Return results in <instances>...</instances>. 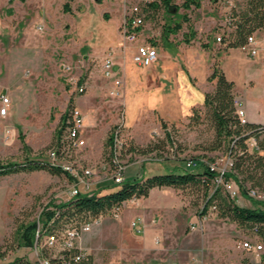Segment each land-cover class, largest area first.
Masks as SVG:
<instances>
[{
    "label": "rangeland",
    "instance_id": "rangeland-1",
    "mask_svg": "<svg viewBox=\"0 0 264 264\" xmlns=\"http://www.w3.org/2000/svg\"><path fill=\"white\" fill-rule=\"evenodd\" d=\"M5 2L0 0V96L10 94L11 97L12 94V98L7 112L0 114V162L25 164L32 160H47L59 167L69 162L74 172L83 178L81 182L72 174L69 177L64 172L53 174L43 169L0 175V248L4 253L0 264L15 257L38 264L39 254L54 256L56 252L38 248L36 237L33 246H19L18 241L22 242L18 234L20 226L43 218L48 202L69 199L74 187L80 192L91 193L96 191L95 179H112L111 170L103 168V164L107 163L112 145L108 138L122 122L123 97L121 90L109 87L102 62L92 61L88 51L78 42L79 37L84 38L86 46L92 45L93 53L100 54L107 44V37L93 45L91 41L95 34L86 27L76 33L73 31L72 36L78 37L75 40L62 31L45 34L33 3L30 8L23 3L8 11ZM151 12H155L153 17ZM140 15L143 23L148 20L153 27H163L167 22L160 3L153 8L142 4ZM91 20L92 28L98 29L101 21L94 17ZM68 27L66 24L65 31ZM70 76L79 78L77 86L83 84V92L76 91L77 86L70 82ZM70 106H77L82 114L81 143L69 157L58 155L51 160L50 150L58 147L64 135L62 115ZM154 115L153 118L146 115L141 120L145 127L134 132L137 138L126 127H120L118 138L126 142L121 158L124 165L130 157L145 158L156 164L171 159L183 165L187 158L193 157L209 161L228 159V141L217 145L207 108L191 109L189 114L175 121ZM165 131L169 133L168 138ZM23 142L29 150L23 147ZM130 144L138 149L147 145L156 148L147 153H129ZM261 151L264 154V148ZM84 169H89L90 174H82ZM250 187L264 197V190L245 182V188ZM257 201L240 191L235 197V203L240 207L261 208ZM148 203L168 207L163 217L164 236L147 242L136 235L130 219L139 208L136 203L129 202L124 206L126 212H121L123 207L118 216H114L112 210L107 211L98 217L97 224L80 235L77 245L89 254L92 264H187L194 257L199 258L198 255L209 264H246L248 254L238 250L235 243L243 237L255 236L249 227L219 216L213 206L201 212L204 204L201 188L193 185L165 187L153 193ZM93 219L88 217L87 220ZM42 241L41 237L39 243Z\"/></svg>",
    "mask_w": 264,
    "mask_h": 264
},
{
    "label": "crops",
    "instance_id": "crops-1",
    "mask_svg": "<svg viewBox=\"0 0 264 264\" xmlns=\"http://www.w3.org/2000/svg\"><path fill=\"white\" fill-rule=\"evenodd\" d=\"M144 1H148L147 6L152 8L160 3L159 0H6L5 4L6 10L10 11L18 4L25 3L30 8L33 3L36 18L40 19L45 34L62 31L69 34V39L75 40L78 37L72 36L73 31L76 33L81 27H86L91 34H95L91 41L93 45L107 37V44L100 54H94L93 46L87 47L84 38L79 37L78 42L88 51L92 61L102 62L106 55L112 56L114 78L119 80V85L112 78H107L108 84L113 90L122 91L121 123L135 138L134 132L145 127L141 120L146 115L153 118L152 115L156 113L155 118L158 115L164 120L175 121L189 114L193 107H201L205 92L214 88V81H208L207 78L215 63L226 78L233 81L234 98L243 108L246 121L264 125V27L251 32L258 41L254 55L239 46L227 45V40L216 41V36L221 34L224 38L235 37V26L226 23V15L244 12L248 0H199V6L191 4L189 7L181 6L182 0H171L170 3L176 4V8L165 7L160 3L167 16L166 24L153 27L150 21L145 20L138 30L137 39L133 42L124 41L121 25L126 11L129 6H141ZM151 13L153 17L155 12ZM93 17L101 21L96 30L92 28ZM66 24L69 26L67 31L64 28ZM96 35L99 37L96 38ZM136 43L154 46L157 60L148 66L134 63L131 56ZM8 97L10 100L12 94ZM160 161L162 163L156 164V161L134 157L124 165L123 178L131 180L184 168L183 163L171 159ZM94 184L96 190L101 187L102 192H107L111 180L95 179ZM164 188L154 187L147 197L126 200L120 206L123 207L121 212H124L126 204L136 203L139 209L132 214L130 221L142 220L144 234L134 231L147 242L158 240L165 233L163 217L168 207L165 204L157 207L156 204L148 203L153 193ZM198 256L188 263L209 264Z\"/></svg>",
    "mask_w": 264,
    "mask_h": 264
},
{
    "label": "trees",
    "instance_id": "trees-1",
    "mask_svg": "<svg viewBox=\"0 0 264 264\" xmlns=\"http://www.w3.org/2000/svg\"><path fill=\"white\" fill-rule=\"evenodd\" d=\"M159 2L165 7H177L176 4L170 3L171 0H159ZM143 3L145 6L148 5V1H144ZM191 4L199 6L200 3L199 0H182L181 6L189 7ZM263 6L264 0H248L244 12H240L238 15L228 13L225 20L227 24L235 26V37L230 39V37L224 38L221 35L220 42L227 40L226 43L229 46L241 47L244 45L247 36L254 29L263 25ZM191 33H194V31H191ZM207 80L214 81V88L205 92L202 106L210 112L217 145H220L222 141H228V158L231 164L223 173V181L232 182L244 196H248V192L251 190L258 192L257 189L251 187L245 188V182H250L252 187L257 186L259 189L264 190V154L261 151L264 148V125L246 120L244 122L241 121L234 104V83L226 78L223 71L217 66V63L213 65ZM69 101L71 102V98ZM69 108L62 115L61 129L63 128V131L65 130L66 112H68ZM197 108L193 107L192 109L196 110ZM162 126L165 128L163 121ZM168 135L169 133L166 132L167 138ZM113 136L114 134L111 133L108 138V142L111 144ZM250 138H254L255 143L252 144ZM125 145L126 142L123 140V145L118 156L119 164L122 165L124 163H122L121 158L125 150ZM111 146L106 161L110 165V169L114 170L117 167V163L113 160ZM23 147L29 150L28 145L24 142ZM155 148L147 145L144 149H138L137 146L130 144L127 152L134 153L138 151L139 153H147ZM132 159L133 157H130L128 162ZM37 169L47 170L53 174L64 172L70 177L61 167L47 160H32L25 164H18L13 161L0 162V175L18 170ZM214 176L215 172L211 171L206 164H203L195 170L176 168L164 173L123 180L119 183L111 179V184L107 186L109 189L107 192H102L100 187L91 193L78 192L65 201L48 202L44 208L43 216H41L43 218L35 219L28 224L20 226L18 234L22 242L18 241V244L19 246H33L36 237L35 233L39 224L38 241L43 234L57 232L59 228L56 227H65L66 225L78 226L88 221V217L97 218L101 214L113 210L115 207L120 208L121 204L126 200L147 197L149 191L154 187L183 188L189 185L201 188L202 190L204 204L201 212H205L209 206H213L218 211L219 216L227 217L229 220L237 222L240 226L249 227L252 234L253 228L257 227L256 234L264 241V201H257L262 205L261 208L251 209L240 207L235 203V198L230 196L229 191H227L223 184H216L214 182ZM72 221H77V223L74 224ZM79 253L80 248L72 246L55 253L54 256L46 254L39 255L47 257L51 264H92L89 254L75 259ZM3 254L0 248V259L3 257ZM247 259L245 260L246 263ZM4 264L36 263L24 257H15L13 260Z\"/></svg>",
    "mask_w": 264,
    "mask_h": 264
},
{
    "label": "built area",
    "instance_id": "built-area-1",
    "mask_svg": "<svg viewBox=\"0 0 264 264\" xmlns=\"http://www.w3.org/2000/svg\"><path fill=\"white\" fill-rule=\"evenodd\" d=\"M264 8V6H263ZM143 24V17L140 15V7L138 4H133L129 6V8L126 11L125 18L123 20V23L121 25V33L123 35L124 41L133 42L137 39L138 36V28ZM264 27V22L263 25ZM216 40H221V35L216 36ZM257 39L253 34H250L247 36V40L244 45H242L240 48L248 52L250 55H254L257 51ZM158 54L157 50L154 46H151L146 43H136L132 52V61L138 65L148 66L152 64L154 61L157 60ZM114 62L112 56L106 55L102 61V70L103 74L107 78L114 79V83L116 85H119V80L114 78V68H113ZM69 69V67H67ZM70 82L74 84V86H77L79 78L76 76H70L69 77ZM77 92H83L84 91V85L79 84L76 88ZM117 91V90H116ZM0 114H5L8 110V106L10 103L9 97L7 95H1L0 96ZM234 104L237 111V114L239 115L242 122H244L246 119L244 118V110L241 107L239 101L234 98ZM123 124H118V127L114 130L113 134V141H112V157L113 160L117 163V167L112 170L110 169V165L108 163L103 164V168H106L111 170L112 179L119 183L124 180L123 178V170L124 165L119 164L118 156L120 154L121 147L123 145V139L118 138L119 131L121 130L120 127H122ZM82 130V114L81 111L77 106H72L69 108L66 119H65V130L64 135L59 141V145L57 148H54L50 150L49 152V158L51 160H55L57 156L61 155L62 157H69L71 155V152L73 149L77 148L79 144L81 143L80 139V133ZM251 143H255L254 138H250ZM59 151V152H58ZM53 163V161H51ZM55 164V163H54ZM203 164H206L208 168L211 171L215 172L214 176V182L216 184H223L224 187L229 191L230 196L232 198H235L238 196V190L232 182L230 181H223V173L228 169V167L231 164L230 159H215L214 161H209L208 159H205L203 157H197V158H187L184 161V169L187 170H195L199 167H201ZM69 162L66 164H60L61 168L69 172V175L72 174L75 177H78V180L83 182V178L79 177L76 172H74V169L71 166ZM82 174L87 175L90 174L89 169L82 170ZM80 192L77 187H74L71 190V196L77 194ZM248 197L256 199V200H263L264 197L262 194L251 190L248 192ZM120 211L119 207H115L112 210V214L114 216H118ZM99 221V218H94L91 221H86L78 226L75 225H66L65 227L61 228L55 233H49V234H43L42 237V243L40 244L38 241L39 237V227L35 233L36 236V245L38 248L45 247L47 249L53 250L56 253L68 249L72 246H77L80 248V253L76 255L75 259H78L81 256H84L85 254H88L85 250H83L81 247L77 245V241L80 237V235L84 231H88L92 225L97 224ZM131 228L135 229L140 235L144 234V225L142 223L141 219H133L130 222ZM257 227L253 228V235L255 237L246 236L236 241L235 247L238 250L245 251L247 256V263L246 264H264V241H262L257 236ZM40 237V239H41ZM39 263L38 264H51L50 260L47 257L40 256L38 258ZM187 264H195L194 262L187 263ZM230 264H241L236 262H231Z\"/></svg>",
    "mask_w": 264,
    "mask_h": 264
}]
</instances>
